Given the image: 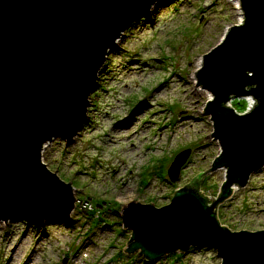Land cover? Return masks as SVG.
I'll use <instances>...</instances> for the list:
<instances>
[{"label":"water","instance_id":"water-1","mask_svg":"<svg viewBox=\"0 0 264 264\" xmlns=\"http://www.w3.org/2000/svg\"><path fill=\"white\" fill-rule=\"evenodd\" d=\"M160 1L0 0V221L68 222L73 188L42 163L43 148L80 135L106 58ZM238 1L244 23L203 57L197 73V86L212 96L204 114L221 148L211 172L225 170L226 181L211 205L200 191L201 172L163 208H123L122 226L131 232L125 253L146 264L192 250L214 252L220 264H264V230L231 232L217 217L234 189L264 169V0ZM247 97L255 105L245 114L227 106ZM190 155L174 157L170 184Z\"/></svg>","mask_w":264,"mask_h":264},{"label":"rangeland","instance_id":"rangeland-1","mask_svg":"<svg viewBox=\"0 0 264 264\" xmlns=\"http://www.w3.org/2000/svg\"><path fill=\"white\" fill-rule=\"evenodd\" d=\"M243 23L230 0H161L125 30L98 76L80 135L70 144H46L41 153L49 171L71 184L73 213L54 226L0 221V264H146L125 253V206L163 208L201 172L200 191L211 205L227 172H211L221 148L204 114L212 96L197 86V73L203 57ZM252 104L247 97L227 106L242 115ZM186 150L190 158L170 184L167 170ZM235 189L217 210L221 226L263 231L264 169ZM220 263L214 252L192 250L154 264Z\"/></svg>","mask_w":264,"mask_h":264},{"label":"bare ground","instance_id":"bare-ground-1","mask_svg":"<svg viewBox=\"0 0 264 264\" xmlns=\"http://www.w3.org/2000/svg\"><path fill=\"white\" fill-rule=\"evenodd\" d=\"M233 4H235L237 6V10H238V14L239 16L241 17L242 16V10H241V7H240V3L238 0H230ZM120 42V41H119ZM117 42V44L119 43ZM195 77V75H194ZM209 94V93H208ZM210 95V94H209ZM236 190V189H235Z\"/></svg>","mask_w":264,"mask_h":264},{"label":"trees","instance_id":"trees-1","mask_svg":"<svg viewBox=\"0 0 264 264\" xmlns=\"http://www.w3.org/2000/svg\"><path fill=\"white\" fill-rule=\"evenodd\" d=\"M250 90H251V88H248V89H247V91H250ZM205 183H206V180H203V181L201 182L200 190H201L202 185L206 186ZM219 196H220V194H218V197H219ZM218 197H217V198H218Z\"/></svg>","mask_w":264,"mask_h":264},{"label":"built area","instance_id":"built-area-1","mask_svg":"<svg viewBox=\"0 0 264 264\" xmlns=\"http://www.w3.org/2000/svg\"><path fill=\"white\" fill-rule=\"evenodd\" d=\"M254 105H255V103H254V101H253V104H252V106L249 108V110H248V111L252 110V109H253V107H254ZM87 207H88V205H86V206H85V208H87Z\"/></svg>","mask_w":264,"mask_h":264}]
</instances>
